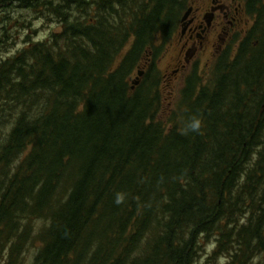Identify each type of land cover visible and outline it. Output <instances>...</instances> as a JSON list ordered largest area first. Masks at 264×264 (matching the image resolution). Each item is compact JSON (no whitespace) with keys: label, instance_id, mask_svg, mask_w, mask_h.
Wrapping results in <instances>:
<instances>
[{"label":"trees","instance_id":"trees-1","mask_svg":"<svg viewBox=\"0 0 264 264\" xmlns=\"http://www.w3.org/2000/svg\"><path fill=\"white\" fill-rule=\"evenodd\" d=\"M193 1L0 0L62 28L0 63V264H197L212 242L264 264V1L169 117L157 63Z\"/></svg>","mask_w":264,"mask_h":264},{"label":"flooded vegetation","instance_id":"flooded-vegetation-1","mask_svg":"<svg viewBox=\"0 0 264 264\" xmlns=\"http://www.w3.org/2000/svg\"><path fill=\"white\" fill-rule=\"evenodd\" d=\"M191 9L168 43L165 57L173 55L164 76L169 84L185 73L190 76L207 71L216 58L232 50L236 39L245 38L255 25L242 0H194Z\"/></svg>","mask_w":264,"mask_h":264},{"label":"rangeland","instance_id":"rangeland-1","mask_svg":"<svg viewBox=\"0 0 264 264\" xmlns=\"http://www.w3.org/2000/svg\"><path fill=\"white\" fill-rule=\"evenodd\" d=\"M0 18L3 19V24L0 25V35L4 33L2 30L4 27H6L8 31L7 37L0 36V41H3V44H0V63L14 57L19 51L29 48L35 43L47 40L53 33H58L62 30L60 24L56 20H48L45 16L39 15L31 10H24L17 7H14V9L9 12L1 13ZM242 39H244V37H238L232 44L233 56L236 54ZM165 55L166 53L161 57L162 59L158 61L157 71L161 73L162 82L166 86V89L164 90L165 104L163 112L165 116L168 115L171 117L174 114V108L185 86V80L189 76L188 73H185L181 75L179 79L172 82V84H169L168 79H166L164 75L166 73V67L171 62V56L173 53H169L167 57H165ZM215 60L217 61V58ZM214 61L211 63V66L207 71L201 72L200 74L205 80L210 76L208 74H210V70L216 62ZM204 62H206V59ZM137 77L138 72L132 77L131 82L136 81ZM142 78L143 76L141 79ZM3 130L4 132H8L9 129L6 130L3 128ZM205 244L197 264H229L227 257L214 254L215 244L213 242ZM34 254L35 250H32L31 260L34 257ZM262 259H259V261H262Z\"/></svg>","mask_w":264,"mask_h":264},{"label":"water","instance_id":"water-1","mask_svg":"<svg viewBox=\"0 0 264 264\" xmlns=\"http://www.w3.org/2000/svg\"><path fill=\"white\" fill-rule=\"evenodd\" d=\"M191 11H192V9H190V10L186 13V15H185L184 18H183V21H186V20H187V18H188V16H189V14L191 13ZM143 75H144V72H143V71H139V73H138V77H137V80L133 82V86H132V89H133V90H134V89L140 84V79H141V77H142Z\"/></svg>","mask_w":264,"mask_h":264},{"label":"bare ground","instance_id":"bare-ground-1","mask_svg":"<svg viewBox=\"0 0 264 264\" xmlns=\"http://www.w3.org/2000/svg\"><path fill=\"white\" fill-rule=\"evenodd\" d=\"M221 57V56H220Z\"/></svg>","mask_w":264,"mask_h":264}]
</instances>
